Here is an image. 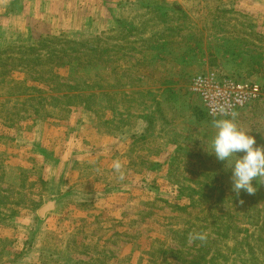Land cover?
I'll use <instances>...</instances> for the list:
<instances>
[{"label":"rangeland","instance_id":"rangeland-1","mask_svg":"<svg viewBox=\"0 0 264 264\" xmlns=\"http://www.w3.org/2000/svg\"><path fill=\"white\" fill-rule=\"evenodd\" d=\"M47 35L66 52L19 59ZM208 73L264 83V0H0V264H264V177L237 196L206 150L232 117ZM234 114L264 146V100Z\"/></svg>","mask_w":264,"mask_h":264},{"label":"clouds","instance_id":"clouds-1","mask_svg":"<svg viewBox=\"0 0 264 264\" xmlns=\"http://www.w3.org/2000/svg\"><path fill=\"white\" fill-rule=\"evenodd\" d=\"M221 113L227 115L224 109H221ZM213 127L215 134L211 140V150L207 147L206 150L231 169L232 190L237 196L241 192L253 195L257 191L259 178L264 177V146L257 145L251 131L239 126L234 113L231 118L214 119ZM115 168L120 169L119 163L115 164ZM253 181H256L255 186ZM192 239L203 240L205 237L197 234Z\"/></svg>","mask_w":264,"mask_h":264},{"label":"built area","instance_id":"built-area-1","mask_svg":"<svg viewBox=\"0 0 264 264\" xmlns=\"http://www.w3.org/2000/svg\"><path fill=\"white\" fill-rule=\"evenodd\" d=\"M212 73L196 75L192 91L199 95L207 113L213 117L230 116L239 108L264 100V83L256 81H217ZM225 110L227 115L221 113Z\"/></svg>","mask_w":264,"mask_h":264},{"label":"trees","instance_id":"trees-1","mask_svg":"<svg viewBox=\"0 0 264 264\" xmlns=\"http://www.w3.org/2000/svg\"><path fill=\"white\" fill-rule=\"evenodd\" d=\"M57 40L58 39H56L54 36H48V35L44 36V37L41 36L38 39L33 40V42H31L28 45H23V44L15 45L14 46L16 49L15 52L20 54L19 59L21 61H26L27 65L29 63H33L35 65L41 64L40 60L42 59V55L39 53L31 55V53L42 50L44 52V59L45 58H49V59L52 58L53 56L51 54H53V55L59 54V53L64 54L66 52L65 48H62L60 50V52L56 49L57 48L56 46H58L59 43H55L54 41H57ZM59 40H62V39L60 38ZM68 43L76 44V42H74L73 40L64 39V44H68ZM70 50L72 52H75L76 49L70 48ZM55 56H58V55H55ZM69 62H71V60ZM62 86L67 87L66 85H62ZM69 88H71V87H69ZM63 97L70 99L71 97H75V96L69 97L67 95H64Z\"/></svg>","mask_w":264,"mask_h":264},{"label":"water","instance_id":"water-1","mask_svg":"<svg viewBox=\"0 0 264 264\" xmlns=\"http://www.w3.org/2000/svg\"><path fill=\"white\" fill-rule=\"evenodd\" d=\"M53 207L52 203H48L46 206H44L41 210H40V214L43 215L46 211L51 210Z\"/></svg>","mask_w":264,"mask_h":264}]
</instances>
